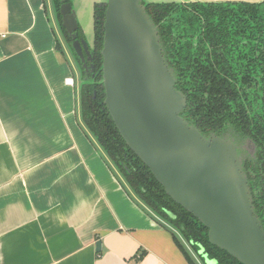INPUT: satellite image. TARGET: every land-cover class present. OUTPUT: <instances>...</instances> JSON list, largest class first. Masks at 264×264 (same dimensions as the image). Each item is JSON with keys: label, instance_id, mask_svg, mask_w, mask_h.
Wrapping results in <instances>:
<instances>
[{"label": "crops", "instance_id": "0c3cea01", "mask_svg": "<svg viewBox=\"0 0 264 264\" xmlns=\"http://www.w3.org/2000/svg\"><path fill=\"white\" fill-rule=\"evenodd\" d=\"M54 22L46 0H0V264H188L84 125Z\"/></svg>", "mask_w": 264, "mask_h": 264}, {"label": "water", "instance_id": "95a60500", "mask_svg": "<svg viewBox=\"0 0 264 264\" xmlns=\"http://www.w3.org/2000/svg\"><path fill=\"white\" fill-rule=\"evenodd\" d=\"M61 1L62 26L82 62L81 47L85 51L87 47L84 40L76 39L79 18L90 11L84 28L93 34L94 4L106 5L101 48L103 103L127 147L166 195L207 228L210 244L241 264H264V230L254 214L239 152L232 139L204 136L181 115L186 97L175 87L157 26L145 11L148 3L179 1ZM197 254L205 264L214 263L200 244Z\"/></svg>", "mask_w": 264, "mask_h": 264}, {"label": "trees", "instance_id": "16d2710c", "mask_svg": "<svg viewBox=\"0 0 264 264\" xmlns=\"http://www.w3.org/2000/svg\"><path fill=\"white\" fill-rule=\"evenodd\" d=\"M54 3L57 4V0H52L55 9ZM177 4L182 3H148L145 8L155 6L156 10L150 7L145 11L157 26L170 6ZM187 4L194 7V11L193 13L183 11L184 34H187V38L180 45L175 60L179 70V75H176V88H179L177 84L179 80L184 82L181 91L187 100L186 108L181 115L204 136L211 132H221L226 125L235 128L237 122L234 118L237 115L243 119L241 120L243 125L248 123L247 118L250 117L255 130L260 132L259 129H263V120L261 121L260 117L259 121L258 106L264 98L255 91L248 92L245 88L248 85L245 83L252 76L264 74V13L260 10L259 4L246 1H193ZM105 6V3H96L93 7L92 47L96 75L95 80L92 79L94 83L82 82L79 90L80 113L84 125L96 138L135 195L154 214L180 233L202 264L205 263L197 254L198 244L203 246L208 258L214 260L212 264H241L225 250L208 242L207 228L166 195L149 169L127 147L114 126L103 103L105 94L101 83L100 51ZM163 32L162 30V34ZM193 34H198L196 46H192L189 39ZM64 35L67 40L70 39L65 32ZM236 37H239V43L243 41L244 46L248 47V54H242L243 48L238 44L239 52H236ZM244 58L248 59L247 63H243ZM233 63L239 66L238 72H231ZM243 170L246 172L245 168ZM171 234L187 263L198 264L187 246L173 233Z\"/></svg>", "mask_w": 264, "mask_h": 264}, {"label": "flooded vegetation", "instance_id": "af4514ba", "mask_svg": "<svg viewBox=\"0 0 264 264\" xmlns=\"http://www.w3.org/2000/svg\"><path fill=\"white\" fill-rule=\"evenodd\" d=\"M57 2H58L57 4L54 3L55 9L53 7L55 23L57 24V27L61 32L62 42L65 45L66 49L68 50L71 59L73 60L75 70L79 78V90H80V86L82 82L94 83L92 79H94V76L96 75L95 72L96 66L94 63L95 62L94 48L92 47L93 41L91 45L88 44L87 41L85 40V34L83 33L81 26H78V28L76 29V39L78 41L84 40L87 47V51H85L81 47V53L84 57V62H82L80 57L75 53V51L71 47L72 38L68 35L65 28L62 26V17L60 14V5L62 1L57 0ZM180 3L182 4L179 5L177 4L176 6L171 5L170 8L166 11V14L157 23V34L162 47V55L164 57L165 63L172 70L175 76V87H176V75H179L178 72L179 70L175 60L177 59L180 45L184 43L187 38V34L186 35L184 34V24H183L182 15H183V11L189 13H193L194 11V7L187 4V2H180ZM253 3L259 4L260 10L264 13V0ZM70 4L73 7V3L70 2ZM150 7H153L154 10H156L155 6H148L147 8ZM147 8H145V10ZM152 14H154V12H152ZM165 25H167L169 28H167ZM162 30L164 31L163 34H162ZM63 31L68 35V37L70 38L69 40L66 39ZM189 39L191 40L192 46H196L198 42V34H193V36L189 37ZM238 39L239 37L235 38L236 52H239V49L237 48V44H238L240 45V47L243 48L242 54H248L249 53L248 47L244 46L243 41L239 43L240 41H238ZM220 51H222V48H220ZM247 61H248L247 58L243 59V63H247ZM232 67L233 69L231 72L239 71L238 69L239 66L237 64L233 63ZM177 84L179 90L183 89L182 88L184 87L183 81L179 80ZM245 85H247L245 88L248 92L255 91L256 93L259 94V96L264 98V74L258 76L256 75L252 76L245 83ZM186 104H187V100H186ZM258 108H259V113H258L259 121H260V117H261V121L263 120L262 122L263 129H259L260 132L258 130H255V127L252 125L250 117L247 118L248 123H245V125H243L242 123L243 119H240V115H237L234 118L235 121L237 122L235 128L228 127L226 125V127L223 128L221 132L218 133L211 132L209 135L215 134L217 136L223 138H229L233 140L239 152L242 167L246 169V172L245 170L243 171L247 178V185L251 195V202H252L254 214L259 219L261 227L264 230V101L260 102Z\"/></svg>", "mask_w": 264, "mask_h": 264}, {"label": "rangeland", "instance_id": "374dc122", "mask_svg": "<svg viewBox=\"0 0 264 264\" xmlns=\"http://www.w3.org/2000/svg\"><path fill=\"white\" fill-rule=\"evenodd\" d=\"M47 1V3H48V5H49V7H52V9H53V5H52V2H51V0H46ZM51 3V4H50ZM53 29H54V31H55V33H56V35L59 37L60 36V38H61V32L59 31V29H58V27H57V24H55V22L53 23ZM83 31V30H82ZM84 32H85V34L87 33V35L85 36V40L87 41V43L88 44H92V41H93V34L92 33H89L88 31L86 32V30H84ZM83 32V33H84ZM134 193V192H133ZM137 197V196H136ZM139 199V198H138ZM140 200V199H139ZM176 233L179 235V239L181 240V241H183L184 243H185V245L187 246V249H188V251L190 252V254L194 257V259L198 262V264H202L201 263V261H200V259L198 258V256L196 255V253L190 248V247H188V244L182 239V237L180 236V233L178 232V231H176Z\"/></svg>", "mask_w": 264, "mask_h": 264}, {"label": "built area", "instance_id": "2783aa9c", "mask_svg": "<svg viewBox=\"0 0 264 264\" xmlns=\"http://www.w3.org/2000/svg\"><path fill=\"white\" fill-rule=\"evenodd\" d=\"M65 82L68 83V84H73V79L71 77H68L65 79Z\"/></svg>", "mask_w": 264, "mask_h": 264}]
</instances>
